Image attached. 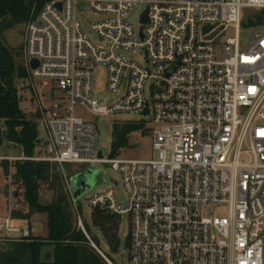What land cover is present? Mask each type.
I'll use <instances>...</instances> for the list:
<instances>
[{"label": "built area", "instance_id": "obj_1", "mask_svg": "<svg viewBox=\"0 0 264 264\" xmlns=\"http://www.w3.org/2000/svg\"><path fill=\"white\" fill-rule=\"evenodd\" d=\"M38 3L24 24L22 62L46 135L34 154L0 152L10 168L5 181L15 161L48 162L67 187L66 164H107L121 177L125 202L114 188L88 202L128 218L127 264H264V32L241 39L242 10H257L248 22L261 24L264 0ZM85 7L103 16L90 25L94 38L82 26ZM101 67L107 90L118 93L110 105L93 91ZM76 108L89 117L135 114L150 125L151 157L105 158L97 124ZM17 206L9 202L0 216V240L32 237L14 224ZM219 208L225 216L215 215ZM76 220L106 259L78 212Z\"/></svg>", "mask_w": 264, "mask_h": 264}, {"label": "trees", "instance_id": "obj_2", "mask_svg": "<svg viewBox=\"0 0 264 264\" xmlns=\"http://www.w3.org/2000/svg\"><path fill=\"white\" fill-rule=\"evenodd\" d=\"M34 4L35 0H0V32L29 21L39 9L40 4L35 7ZM25 76L22 47L13 52L0 38V147L4 142L12 143L20 146L25 154L31 155L39 144L37 124L27 118L21 109L16 85V80H25ZM145 130L144 122L114 121L111 155L118 154L129 145V136L133 132ZM1 164L4 176H7L8 162L2 161ZM12 167V182L21 191L25 209H13L11 216L14 219L27 220L35 213H42L46 218L47 233L44 236L32 235L29 239L20 241L1 240L0 264H108L78 227L60 172L52 175L51 165L41 161H15ZM45 183V188L52 192V200L44 205L38 202V196ZM12 198L17 200L16 195ZM90 219L91 225L99 229L109 248L116 252L121 216L93 207ZM84 228L87 233L90 232L87 222H84ZM94 240L99 247L97 238ZM129 245L130 238L127 235L124 247L128 249ZM46 247L53 252L51 261L40 259L41 251ZM103 253L114 260L104 251Z\"/></svg>", "mask_w": 264, "mask_h": 264}, {"label": "rangeland", "instance_id": "obj_3", "mask_svg": "<svg viewBox=\"0 0 264 264\" xmlns=\"http://www.w3.org/2000/svg\"><path fill=\"white\" fill-rule=\"evenodd\" d=\"M258 11L252 8H244L242 10V27H241V39L250 43L253 39L255 33H263L264 32V21L261 24L253 25L251 22H248V18L253 15L257 14ZM103 16L100 14L95 13L94 11L90 10L89 8H83V13L81 14V22L85 32L92 38H94V33L91 28V23L97 20L102 19ZM129 20L133 22V26L137 27V11H132L128 17ZM23 31H24V24L18 25L12 29L5 30L0 32V38L10 50L13 52L19 50L22 47L23 43ZM227 35H232L231 29H229ZM138 61L142 62V56L139 52L136 55ZM17 59V57H16ZM16 85L19 90L20 96V107L25 112L27 118L33 120L37 124V132L38 137L41 139L45 138V128L43 125L36 120L37 114L34 112V101L31 98V93L29 89L26 87V81L17 79ZM93 91L95 96L99 97L100 101L106 105L112 104L116 98L118 97V93L109 92L106 88V70L101 68L95 69L94 74V81H93ZM77 113L85 119L93 120L98 127L97 131V149L102 151V156L105 158L111 155V143H112V124L114 121H134L138 122V116L135 114L130 113H112L106 114L100 117H89L88 112L84 108H76ZM145 124V132L136 131L133 132L129 136V145L119 151L117 154L118 157H126V158H150L152 154V137L150 133H147V128H149ZM139 144V146H136ZM14 144L4 142L0 147V152H4L7 154H19L21 152L20 146L13 147ZM13 164V163H12ZM65 170L70 174L73 175L78 171L91 169L93 171H98L99 176L97 178L96 185L92 186L91 189L84 192L81 197L77 201H72L70 198L67 184L65 178L62 176V183L64 185V190L67 193L68 199L70 201V205L76 213L78 212L81 216L83 225L84 222H87L90 226V232H88L89 238L96 244L95 240L97 238L99 248L102 251L110 255L114 260L110 258H106L110 260L112 263L122 262L123 264H127V251L124 247V242L126 236L129 232V221L126 216H121L119 231H118V248L115 251H112L106 240L104 239L103 235L99 231V229L93 227L91 225L90 219V211L92 209L91 205L88 202V199L95 195L98 192L106 190L108 188H114V195L117 199L123 204L125 202V195L122 186V180L118 172L114 171L109 165L107 164H88L83 166L78 165H71L66 164ZM50 173L57 172V168L52 165ZM13 167L11 168V174H13ZM10 172V168H9ZM103 174V175H102ZM106 176L107 180L105 182L102 181L101 177L104 178ZM6 176L3 174L2 164L0 163V216H4L7 214L8 204L9 202L12 204L18 205L17 208L25 209L24 203L21 196V191L19 188L13 184L12 182V175L11 181H5ZM110 179H114L116 183H113ZM47 187L46 183L42 187L39 192L38 202L41 204H49L52 200V192L45 188ZM16 195L17 200L13 199L12 197ZM80 206V208H79ZM215 215L218 216H225L226 210L224 208H219L214 211ZM14 224L20 227H30L32 231V235L40 236L46 235L47 228H46V218L45 215L42 213H35L30 219H15ZM86 231V229H85ZM87 232V231H86ZM3 235L0 232V236ZM2 241L0 240V243ZM90 243V241H89ZM91 245V243H90ZM97 245V244H96ZM105 259V258H104ZM105 259V260H106ZM107 262V260H106ZM108 263V262H107Z\"/></svg>", "mask_w": 264, "mask_h": 264}, {"label": "water", "instance_id": "obj_4", "mask_svg": "<svg viewBox=\"0 0 264 264\" xmlns=\"http://www.w3.org/2000/svg\"><path fill=\"white\" fill-rule=\"evenodd\" d=\"M146 13L142 15V21H146ZM37 65V61L33 60L31 63L32 67ZM100 155V152L98 153ZM99 176L98 171H93L91 169H86L84 171L77 172L73 175L67 176L69 180L68 192L72 201H77L81 195L91 189L92 186L96 185L97 178ZM102 181L105 182V178L101 177ZM113 181V179H110ZM53 258V252L49 247L42 249L41 251V261H51Z\"/></svg>", "mask_w": 264, "mask_h": 264}, {"label": "crops", "instance_id": "obj_5", "mask_svg": "<svg viewBox=\"0 0 264 264\" xmlns=\"http://www.w3.org/2000/svg\"><path fill=\"white\" fill-rule=\"evenodd\" d=\"M13 147H19V146L13 145ZM20 149H21V147H20Z\"/></svg>", "mask_w": 264, "mask_h": 264}]
</instances>
